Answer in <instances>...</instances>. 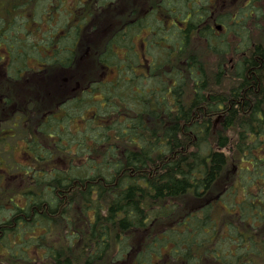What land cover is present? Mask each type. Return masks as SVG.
Returning <instances> with one entry per match:
<instances>
[{
	"label": "trees",
	"instance_id": "1",
	"mask_svg": "<svg viewBox=\"0 0 264 264\" xmlns=\"http://www.w3.org/2000/svg\"><path fill=\"white\" fill-rule=\"evenodd\" d=\"M114 1L0 0V116L23 121L2 110L17 99L7 84L66 78L91 5L103 25ZM260 2L151 0L102 26L88 83L59 79L50 102L26 99L30 161L11 159L23 182L0 173V264H99L112 250L128 264H264V38L250 34L264 28ZM220 202L234 209L223 223ZM145 229L132 252L131 232Z\"/></svg>",
	"mask_w": 264,
	"mask_h": 264
},
{
	"label": "rangeland",
	"instance_id": "2",
	"mask_svg": "<svg viewBox=\"0 0 264 264\" xmlns=\"http://www.w3.org/2000/svg\"><path fill=\"white\" fill-rule=\"evenodd\" d=\"M151 0H115L110 6L106 7L103 10L105 15V20L102 25V7H97L96 5H91L90 10L92 14L89 16V22L87 27L82 32L81 45L79 55L74 63V65L68 69H65L66 78L59 77V71L47 74L46 77L42 78L40 75H31L29 76V82L27 84H7L8 92L4 94H13L17 99H8L7 103L13 102L11 106L2 108L3 112H17L22 118L21 123H16L14 126V119L9 120L5 119V115L0 116V137L2 141L0 142V173L8 170L11 175L6 180V184L10 186L12 183L17 184V180L22 183L23 181L18 178V173L16 172V166L13 162V157L19 162L30 161L27 159L26 149L28 146V130L31 125V120L33 116L35 117L34 112V103L32 101H27L28 98H33L37 105H44L51 101L52 97L61 89L59 79L66 80L65 85L67 88L71 85H76V87H82L88 79L94 75L99 74L98 63L95 57L96 50L100 47L104 36L106 35V27L116 26L120 24L123 18L127 17L130 12H141L147 8ZM240 1V0H238ZM237 0H217V7L227 8ZM260 5L264 12V0H261ZM264 17V16H263ZM262 17V18H263ZM262 21V20H261ZM262 23V22H261ZM264 25V23H262ZM103 26V28H102ZM110 30V29H109ZM251 37L253 41H261L264 38V28L259 30L256 27H253L251 30ZM62 71V72H64ZM59 77V78H58ZM111 77V76H108ZM2 79L0 80L1 87L6 85L2 84ZM70 89V88H69ZM2 94L1 96H3ZM99 98V95H96ZM31 112L29 117H26V113ZM56 162L58 165L61 163L67 164L66 155L64 153H57ZM20 175V174H19ZM23 176V175H22ZM222 181V180H221ZM221 181L218 185H221ZM4 183V181H3ZM217 189H219L217 187ZM181 204H185L187 208L192 207L195 203L184 200L180 201ZM191 203V204H190ZM234 212V209L228 208L224 205L223 202L218 203L215 206V212L219 219L220 223H223L224 220L228 219L226 211ZM133 236L132 243V252L143 243L146 235V229L144 231L131 232ZM131 240V238H130ZM170 264L169 258H162V260L156 261V264ZM34 264H45L43 260H37ZM99 264H128V260L125 259H116L115 250H112L109 254V257L104 259Z\"/></svg>",
	"mask_w": 264,
	"mask_h": 264
},
{
	"label": "flooded vegetation",
	"instance_id": "3",
	"mask_svg": "<svg viewBox=\"0 0 264 264\" xmlns=\"http://www.w3.org/2000/svg\"><path fill=\"white\" fill-rule=\"evenodd\" d=\"M22 17H24V18H26V15L25 14H22ZM121 24V23H120ZM24 25H25V23H24ZM27 25V24H26ZM25 25V27H27ZM28 27H29V29H30V31L31 32H33V34L37 37V36H41V32L43 31V26H41V25H38V24H36V23H30L29 25H28Z\"/></svg>",
	"mask_w": 264,
	"mask_h": 264
}]
</instances>
